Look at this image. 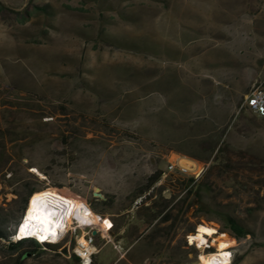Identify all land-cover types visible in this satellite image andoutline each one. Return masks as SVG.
<instances>
[{"label":"rangeland","instance_id":"1","mask_svg":"<svg viewBox=\"0 0 264 264\" xmlns=\"http://www.w3.org/2000/svg\"><path fill=\"white\" fill-rule=\"evenodd\" d=\"M260 83L264 0H0V220L55 190L107 218L90 264H198L186 236L213 229L231 264H264ZM67 230L54 251L0 240V264H81Z\"/></svg>","mask_w":264,"mask_h":264},{"label":"bare ground","instance_id":"2","mask_svg":"<svg viewBox=\"0 0 264 264\" xmlns=\"http://www.w3.org/2000/svg\"><path fill=\"white\" fill-rule=\"evenodd\" d=\"M177 164L189 170L193 162L181 159ZM23 217L24 219H21L20 226L17 228L18 235L20 237H36L40 245L46 244V242L51 244L59 242L61 234H64L63 232L67 230L73 220L79 224L100 226L106 231L104 221L93 215L83 202L55 190L41 191L32 195L28 200ZM214 233L213 229L212 234ZM212 234L205 235L204 239L193 238L190 240L188 237V240L190 244L195 243L201 249L207 237L213 238ZM228 256L227 251L217 250L211 254L200 255L199 261L200 264H228Z\"/></svg>","mask_w":264,"mask_h":264},{"label":"built area","instance_id":"3","mask_svg":"<svg viewBox=\"0 0 264 264\" xmlns=\"http://www.w3.org/2000/svg\"><path fill=\"white\" fill-rule=\"evenodd\" d=\"M244 107L249 112H251L255 117H257L259 119H264V85L262 83L253 87L250 90V92L245 96ZM190 168L191 169L186 170V169L182 168L181 166H179L177 164V161H175V162L169 164L167 170L172 171V170L176 169L182 173L190 172L192 177L194 179H197L198 177H200V175H202V173L206 169V165L205 164H199V163H193V165ZM95 216L100 220H106L107 219V218H101L98 215H95ZM23 219H24V217H22V220ZM18 226H20V224ZM95 227L96 226H94V225H87V224L85 225V224L76 223L75 220H73V222L67 227V229L68 228L73 229V231L78 229L82 232L80 237H78L75 240V245L72 248V254L81 262V264H90V262H91V257L93 254V247H94L93 242H94L95 235L98 233V234H100V236L104 237L103 233L107 232V231H104L100 226H98V228H95ZM67 231L68 230H66L65 232H67ZM216 235H217V231L215 230V233L212 234L213 238H211L210 236L207 237L206 242L203 244V247L201 249H199L195 243L194 244L189 243V240H188L189 235L186 236V241H187V244L189 246H195L200 251V253H202V255H207V254L214 253L216 251V250H214V251L211 250V248L214 246L213 242H214V239H216L215 238ZM24 237H28V236H24ZM22 238L23 237H20L18 235V229H17L15 231L13 237H12V240L16 241V240H19ZM28 238L34 239L38 243V239L36 237H28ZM210 240H212V242H209ZM59 242H60V240H59ZM59 242H57L55 244H58ZM46 244H48V242H46ZM227 252L229 253V256H228L229 257V263L228 264H231V259H232L231 248H228ZM198 264H200V261L198 262Z\"/></svg>","mask_w":264,"mask_h":264},{"label":"trees","instance_id":"4","mask_svg":"<svg viewBox=\"0 0 264 264\" xmlns=\"http://www.w3.org/2000/svg\"><path fill=\"white\" fill-rule=\"evenodd\" d=\"M157 180H158V178H155L154 180H152V183H155ZM187 181L189 184L190 182H193L194 180L192 178H190ZM32 192L33 191L30 190L26 194V196L23 198V203H22V208L20 211L19 219L16 221V224L12 230L7 231L5 226H4L6 223L5 220H0V240L7 242L8 245L11 247H18V248L26 247V248H30L31 251H35V250H39V249L54 251L57 248V245H55V244H42V245H40L35 240L29 239V238L21 239V240H17V241L12 242V237L15 233V228L21 222V219L24 215V211L27 207V199H28V197H30L32 195ZM226 229H227L228 233L230 234V236L236 240H240L249 234V232H247V230L241 224H239L235 219H233L231 217H226ZM189 232H193V230L191 229V230H189ZM64 253H68L69 256L76 258L73 254H70V252L64 251Z\"/></svg>","mask_w":264,"mask_h":264},{"label":"snow or ice","instance_id":"5","mask_svg":"<svg viewBox=\"0 0 264 264\" xmlns=\"http://www.w3.org/2000/svg\"><path fill=\"white\" fill-rule=\"evenodd\" d=\"M32 171H36V170H35V169H32ZM105 224H108V221H105ZM109 226H110V225H109ZM201 231H208V230H206V229H201ZM208 234L211 235V232L208 231Z\"/></svg>","mask_w":264,"mask_h":264},{"label":"clouds","instance_id":"6","mask_svg":"<svg viewBox=\"0 0 264 264\" xmlns=\"http://www.w3.org/2000/svg\"><path fill=\"white\" fill-rule=\"evenodd\" d=\"M17 227H18V226H17ZM16 230H17V228H16ZM16 230H15V231H16ZM63 233H66V232H63ZM33 240H34V239H33ZM48 244H51V243H48ZM54 244H55V243H54Z\"/></svg>","mask_w":264,"mask_h":264}]
</instances>
